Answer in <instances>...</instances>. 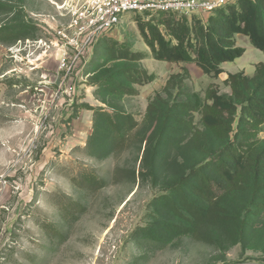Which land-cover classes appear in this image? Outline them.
Returning a JSON list of instances; mask_svg holds the SVG:
<instances>
[{
  "label": "rangeland",
  "instance_id": "obj_1",
  "mask_svg": "<svg viewBox=\"0 0 264 264\" xmlns=\"http://www.w3.org/2000/svg\"><path fill=\"white\" fill-rule=\"evenodd\" d=\"M65 1L0 0V36L19 38L0 42V264H264V211L238 244L227 238L212 244L189 236L164 244L141 236L159 219L155 200L168 194L191 168L206 166L224 149L221 143L205 152L166 149V163L151 174L148 106L157 94L170 107L188 101L189 94L205 100L211 85L231 96L226 77L205 75L193 63L156 61L138 28L140 20L151 17L132 13L67 75L60 69L61 44L55 34L71 21L60 10ZM216 15L186 17L209 26ZM233 41L247 53L226 64L228 72L264 62V53L252 48L248 37L235 35ZM109 42L146 57L137 63L111 61ZM133 68L155 76L152 83L134 86L138 95L118 96L104 88L108 77ZM178 74L183 88L165 92L170 78ZM100 111L130 114L139 124L119 151L103 159L90 148ZM240 117L241 107L231 143L244 151L249 142L264 139V126L256 137L237 138ZM194 124L204 131L200 113H194ZM246 129L254 133L252 127ZM251 212L247 208L244 215Z\"/></svg>",
  "mask_w": 264,
  "mask_h": 264
},
{
  "label": "trees",
  "instance_id": "obj_2",
  "mask_svg": "<svg viewBox=\"0 0 264 264\" xmlns=\"http://www.w3.org/2000/svg\"><path fill=\"white\" fill-rule=\"evenodd\" d=\"M236 2V6L216 10L218 16L210 18L209 26L199 19L190 21L173 13L154 15L148 22H138L140 35L156 61L193 63L205 75L217 78L223 73L222 64L234 62L245 53V49L236 47L235 35L248 37L251 45L264 53V0ZM17 40L18 37L0 36V42ZM107 52L111 61L137 63L146 57L114 42H109ZM154 80L155 76L144 70L124 69L108 77L104 88L110 94L136 96L135 85ZM225 82L231 88V96L220 94L211 85L205 100L189 94L188 101L170 107L157 94L148 106L146 125L151 133L147 157L151 174L166 163V149L179 152L191 147L205 152L214 143H221L224 149L206 166L191 168L170 187L168 194L155 200L154 212L159 219L142 230V237L164 244L188 236L212 244L227 238L238 244L248 237V227L257 226L253 220L264 211V139L249 142L244 151L234 149L231 139L240 107L237 138L256 137L259 127L264 126V63L256 66L252 78L244 73L230 74ZM183 86V76L173 75L165 92ZM194 113L202 115L204 131L194 124ZM97 118L90 148L98 159L119 151L139 125L134 116L126 113L112 116L100 111ZM247 126L254 133L250 135ZM93 181L100 187L105 184L96 178ZM245 205L252 211L251 216L244 215Z\"/></svg>",
  "mask_w": 264,
  "mask_h": 264
},
{
  "label": "built area",
  "instance_id": "obj_3",
  "mask_svg": "<svg viewBox=\"0 0 264 264\" xmlns=\"http://www.w3.org/2000/svg\"><path fill=\"white\" fill-rule=\"evenodd\" d=\"M237 0H66L60 7L69 16L67 27L55 31L60 52V69L72 73L77 62L93 53V45L114 31L127 13L152 17L173 13L190 17L213 13Z\"/></svg>",
  "mask_w": 264,
  "mask_h": 264
},
{
  "label": "crops",
  "instance_id": "obj_4",
  "mask_svg": "<svg viewBox=\"0 0 264 264\" xmlns=\"http://www.w3.org/2000/svg\"><path fill=\"white\" fill-rule=\"evenodd\" d=\"M250 46H252V45H250ZM252 48H254L253 46H252ZM247 53V51H245V53H244V55ZM244 55H243V57H244ZM242 58V57H241ZM238 60V59H237ZM235 62V61H234ZM230 63H233V62H230ZM261 63H264V62H261ZM226 64H228V63H224V64H222L221 65V68H222V70H223V73L219 76V77H223L224 78V76L226 77V79H223L224 81H226L227 79H228V76L229 75H227L226 76V74H232V73H230V72H228L226 69H225V67L224 66H226ZM250 64H255V66H253V69H245L244 68V66H242V67H240V70H239V72L241 71V72H245V75L247 76V77H250V78H252V77H254V76H250V75H252V72L254 71V75H255V73H256V66L258 65V64H260V63H250ZM238 72V73H239ZM235 74H237V73H235Z\"/></svg>",
  "mask_w": 264,
  "mask_h": 264
}]
</instances>
